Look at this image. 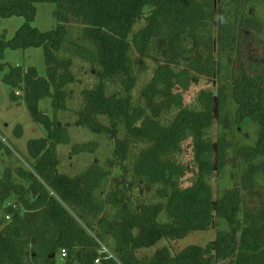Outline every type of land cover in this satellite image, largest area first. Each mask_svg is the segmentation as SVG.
<instances>
[{
  "label": "trees",
  "instance_id": "16d2710c",
  "mask_svg": "<svg viewBox=\"0 0 264 264\" xmlns=\"http://www.w3.org/2000/svg\"><path fill=\"white\" fill-rule=\"evenodd\" d=\"M39 3L55 5L56 26L44 33L31 27ZM145 9L144 26L132 34ZM11 17L24 24L10 40L0 39V60L6 50L41 48L46 78L32 67H10L3 81L18 89L11 99L23 96L46 139L29 142L33 161L17 172L18 181L10 170L0 178V264H57L62 250L61 264H94L100 246L120 264H264V205L245 210L242 197L264 187V79L234 60L245 34L260 35L264 54V0H0V18ZM73 60L89 65L96 81L82 92L76 125L113 140L109 167L121 180L114 176L110 185V171L96 163L73 177L58 172L56 149L70 143V134L38 111L44 98L54 112L65 109ZM146 61L155 66L136 99ZM5 68L0 64V73ZM214 78L216 91L198 92L188 104L186 94ZM249 122L256 138L236 141ZM136 186L151 196L130 200ZM214 221L216 238L205 247L136 256L161 240L206 232ZM99 264L116 263L103 255Z\"/></svg>",
  "mask_w": 264,
  "mask_h": 264
},
{
  "label": "rangeland",
  "instance_id": "374dc122",
  "mask_svg": "<svg viewBox=\"0 0 264 264\" xmlns=\"http://www.w3.org/2000/svg\"><path fill=\"white\" fill-rule=\"evenodd\" d=\"M55 5L50 3H39L35 5V18L31 23V27L37 29L39 32H47L55 28L56 22L53 18V11ZM149 9L144 10L143 18L139 20L132 31V34L140 30L144 26V17L147 15ZM24 24V19L21 17H11L8 19L0 18V39L10 40L15 32ZM78 31L80 27H74ZM76 30V31H77ZM131 34V35H132ZM246 43L238 54L234 55L235 64H241L247 72L253 74H261L264 79V54L260 47V35L250 36L245 34ZM62 56V54L60 55ZM0 64H7V68L0 73V142L3 149L0 151V178L5 170H10L13 175V180H17V172L20 169L27 170L33 161L29 151L28 144L30 141L46 139V132L42 125L35 122L31 117L23 96L11 99L12 94L18 89L4 83L3 78L12 68H29L36 70L40 78H46V63L43 50L41 48L6 50L4 57L0 60ZM72 72L74 75V83L65 88V109L54 112L51 105L50 98H44L38 103V111L46 115L50 120L55 121L56 124L65 127L70 134V143L67 145L57 146L56 149V165L59 173L68 177H73L86 169L92 163L110 171V180L107 185H110L113 177L121 180L116 167H109L114 161L113 151L114 142L111 137L103 134H93L76 125L77 113L83 107L82 92L92 88L96 82L89 65L77 60H73ZM145 65L148 71L139 76L138 87L134 92V97L137 99L140 88L148 82L151 77L152 70L155 66L154 62L146 61ZM264 87V84H263ZM210 89L216 91L217 80L214 78L201 79L194 88L187 94L186 99L188 104L192 103L194 96L203 90ZM54 94V91L51 90ZM21 95V93H20ZM103 125H107V121L103 117L98 118ZM239 122H243L238 119ZM256 126L252 123L242 126L238 129L234 139L241 140L243 143H251L256 138ZM117 136L121 137L123 132L120 128L116 130ZM217 125L214 124L212 129V139L216 140ZM50 143V141H48ZM86 143L96 144V148L91 152H79L75 149L77 145ZM188 144L185 145V153L183 161L189 162L191 159L190 149ZM187 177H190L188 175ZM231 174L223 178L226 181ZM116 180V181H117ZM18 181V180H17ZM212 196L216 198L218 190V182L215 174L211 178ZM242 193L243 200L246 203L245 210L260 209L264 205V187L259 190H251ZM254 196H251V195ZM151 193L145 190L144 195L138 193L137 186L128 194L130 200L137 201L143 198H148ZM240 217L242 214L239 215ZM218 230V222L214 221L213 228L206 232H194L187 235L180 240H161L156 245L150 248H143L136 251L138 258L151 257L156 250L166 249L171 255L179 253L184 248L195 245L205 247L208 243L215 240ZM57 264H61L62 259L60 254L56 255ZM230 260L218 262L213 264H229Z\"/></svg>",
  "mask_w": 264,
  "mask_h": 264
},
{
  "label": "built area",
  "instance_id": "2783aa9c",
  "mask_svg": "<svg viewBox=\"0 0 264 264\" xmlns=\"http://www.w3.org/2000/svg\"><path fill=\"white\" fill-rule=\"evenodd\" d=\"M17 94L18 93H16V95ZM103 255H105L107 259L113 260L116 264H120L117 259L113 256V254H111L110 251L107 250V248H105L104 246H100V249L98 251V257L95 259L94 264H99L101 256ZM60 257L61 259H64L66 257V252L64 250L60 252Z\"/></svg>",
  "mask_w": 264,
  "mask_h": 264
}]
</instances>
